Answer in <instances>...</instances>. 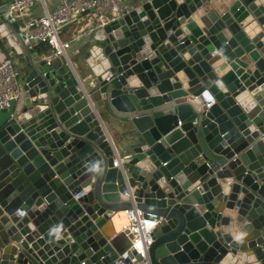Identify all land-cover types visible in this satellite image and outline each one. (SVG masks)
<instances>
[{
    "label": "water",
    "instance_id": "1",
    "mask_svg": "<svg viewBox=\"0 0 264 264\" xmlns=\"http://www.w3.org/2000/svg\"><path fill=\"white\" fill-rule=\"evenodd\" d=\"M7 6L0 264H115L134 206L150 264H264V0H133L73 63L33 58Z\"/></svg>",
    "mask_w": 264,
    "mask_h": 264
},
{
    "label": "built area",
    "instance_id": "2",
    "mask_svg": "<svg viewBox=\"0 0 264 264\" xmlns=\"http://www.w3.org/2000/svg\"><path fill=\"white\" fill-rule=\"evenodd\" d=\"M35 0H12L7 10L17 18H23L27 8ZM127 10L126 0H58L51 10H46L41 16L26 19L19 26L22 41L46 43L48 48L47 62L60 55H64L70 40H63L59 35L60 27L77 20L83 13L91 15V23L73 34L78 38L100 27L106 21L114 19ZM20 72L13 65V58L5 57L0 60V110L6 108L11 98L19 95ZM114 159V165H117ZM125 194L128 191L124 190ZM124 221L120 228H127L126 234H132L129 246L115 258V264H150L147 253L148 245L152 241V231L160 219L154 213L146 216L143 210L130 207L121 210ZM84 264V262H81Z\"/></svg>",
    "mask_w": 264,
    "mask_h": 264
},
{
    "label": "crops",
    "instance_id": "3",
    "mask_svg": "<svg viewBox=\"0 0 264 264\" xmlns=\"http://www.w3.org/2000/svg\"><path fill=\"white\" fill-rule=\"evenodd\" d=\"M10 1L12 0H0V4H8ZM132 1L133 0H126V6L128 7ZM57 3L58 0H35L34 3L27 8L24 17L19 19L20 25L26 19H32L43 15L46 10L53 9ZM91 19V15L83 13L79 16L77 20H71L60 27L59 35L61 39L70 40V45L66 48L65 54L63 55V57L69 63H73L76 51L81 46V43L83 42L84 38H86L89 33L84 34L78 38H73V34L79 29L89 25L91 23ZM27 45L28 49L34 55L33 58L39 59V57H47L48 50H44L43 48V46L45 45L41 44L40 42H31ZM5 57H11L15 59L14 61L16 64V68L20 71V62L22 61V54H18L12 46H10L6 41H3L2 43H0V60ZM52 60H56V58H53ZM117 216L118 219H121L123 217L121 211L117 213ZM115 222L116 220L114 221V223ZM119 228L120 226L118 227L115 223V230H118Z\"/></svg>",
    "mask_w": 264,
    "mask_h": 264
},
{
    "label": "bare ground",
    "instance_id": "4",
    "mask_svg": "<svg viewBox=\"0 0 264 264\" xmlns=\"http://www.w3.org/2000/svg\"><path fill=\"white\" fill-rule=\"evenodd\" d=\"M122 213V215H123V212H121ZM118 216L116 215L115 217H114V221L116 220V225L119 227L122 223H123V221H124V217H122L121 219H118L117 218Z\"/></svg>",
    "mask_w": 264,
    "mask_h": 264
},
{
    "label": "trees",
    "instance_id": "5",
    "mask_svg": "<svg viewBox=\"0 0 264 264\" xmlns=\"http://www.w3.org/2000/svg\"><path fill=\"white\" fill-rule=\"evenodd\" d=\"M40 43L45 45V46H43L44 50H48L49 46L46 43H42V42H40Z\"/></svg>",
    "mask_w": 264,
    "mask_h": 264
},
{
    "label": "rangeland",
    "instance_id": "6",
    "mask_svg": "<svg viewBox=\"0 0 264 264\" xmlns=\"http://www.w3.org/2000/svg\"><path fill=\"white\" fill-rule=\"evenodd\" d=\"M15 59H13V65L16 67V64H15V61H14Z\"/></svg>",
    "mask_w": 264,
    "mask_h": 264
}]
</instances>
